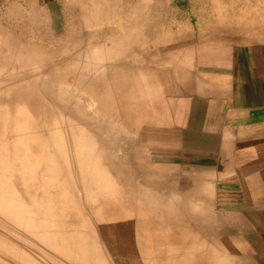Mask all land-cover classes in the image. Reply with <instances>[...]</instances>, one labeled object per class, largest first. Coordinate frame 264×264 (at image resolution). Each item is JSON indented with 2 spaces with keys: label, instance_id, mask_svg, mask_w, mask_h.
Wrapping results in <instances>:
<instances>
[{
  "label": "rangeland",
  "instance_id": "obj_1",
  "mask_svg": "<svg viewBox=\"0 0 264 264\" xmlns=\"http://www.w3.org/2000/svg\"><path fill=\"white\" fill-rule=\"evenodd\" d=\"M107 3L25 0L19 12L0 0V264L156 262L152 221L117 216L131 201L114 145L144 91L131 63L140 68L147 50L162 53L149 63L170 55L164 40L126 37L164 25L110 22Z\"/></svg>",
  "mask_w": 264,
  "mask_h": 264
},
{
  "label": "crops",
  "instance_id": "obj_2",
  "mask_svg": "<svg viewBox=\"0 0 264 264\" xmlns=\"http://www.w3.org/2000/svg\"><path fill=\"white\" fill-rule=\"evenodd\" d=\"M81 1H107L110 22L164 25L126 37L164 40L171 57L131 63L144 91L114 153L141 180L117 216L152 221L159 264H264V0Z\"/></svg>",
  "mask_w": 264,
  "mask_h": 264
},
{
  "label": "bare ground",
  "instance_id": "obj_3",
  "mask_svg": "<svg viewBox=\"0 0 264 264\" xmlns=\"http://www.w3.org/2000/svg\"><path fill=\"white\" fill-rule=\"evenodd\" d=\"M128 163V162H127ZM126 171L128 172V173H126ZM126 171H125V173L126 174H124L125 176H127V179L131 182L132 181V179L131 178H133V174H132V172H131V170H129V169H127V166H126ZM122 175V174H121ZM125 176H123V177H125ZM122 178V177H121ZM125 180H126V177H125ZM94 184H97V185H99L100 184V182H99V180H95L94 181ZM157 199V198H156ZM142 222V221H141ZM113 224V223H112ZM113 226V225H112ZM132 226V225H131ZM101 227V226H100ZM103 229H105V228H103ZM117 229V228H116ZM124 229V228H123ZM125 230V229H124ZM102 231V230H101ZM115 231V230H114ZM127 231H129V230H126V232ZM103 232V231H102ZM125 232V231H124ZM120 234V233H119ZM123 234V233H122ZM121 235V234H120ZM124 235V234H123ZM139 245V244H138ZM117 246V247H116ZM114 248V254H115V256H117V257H115V258H119V260H122L123 259V257H119V255H122L123 254V252H122V249H120V247L118 246V245H116ZM137 246V245H136ZM140 247V246H139ZM127 249V248H126ZM135 249V248H134ZM117 250V251H116ZM117 252L119 253V254H117ZM151 256V255H150ZM97 257V256H96ZM126 257V256H125ZM92 258V257H91ZM129 258V257H128ZM156 260V259H155ZM157 261H159V260H157ZM162 261V260H161ZM122 263V262H121ZM147 263L148 264H154V263H157V262H153V261H151V260H149L148 259V261H147ZM100 264V263H99ZM159 264V263H158Z\"/></svg>",
  "mask_w": 264,
  "mask_h": 264
}]
</instances>
